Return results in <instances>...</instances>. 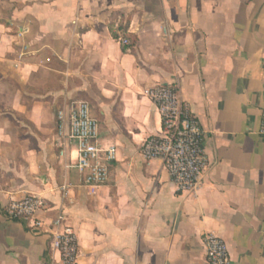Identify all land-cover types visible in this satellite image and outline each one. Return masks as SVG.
Returning <instances> with one entry per match:
<instances>
[{"label": "crops", "instance_id": "crops-1", "mask_svg": "<svg viewBox=\"0 0 264 264\" xmlns=\"http://www.w3.org/2000/svg\"><path fill=\"white\" fill-rule=\"evenodd\" d=\"M114 14L135 55L114 39ZM157 85L204 132L195 193L178 194L162 161L140 154L162 133L144 95ZM77 101L116 146L97 189L61 155L57 114ZM263 114L264 0H0V264L51 261L48 231L5 215L30 195L74 229L75 264H207L206 234L233 264H264Z\"/></svg>", "mask_w": 264, "mask_h": 264}, {"label": "built area", "instance_id": "built-area-1", "mask_svg": "<svg viewBox=\"0 0 264 264\" xmlns=\"http://www.w3.org/2000/svg\"><path fill=\"white\" fill-rule=\"evenodd\" d=\"M118 42L122 46L128 45L125 39ZM144 95L160 115L162 133L148 138L142 144L140 154L146 160L162 161L178 194L195 193L207 168L202 151L204 132L198 120L172 86L157 85L146 90ZM57 120L58 135L65 140L61 155L65 156L69 149L71 167L82 177L86 187L97 189L106 185L110 165L116 161V146L99 141L98 122L92 117L89 104L74 102L65 112H58ZM64 128L67 133L63 135ZM259 134L264 141V114ZM50 212L44 199L32 195L12 201L5 208L9 220L23 221L32 231H48L49 264H75L78 256L76 233L61 212L46 220ZM203 242L207 264H233L227 245L220 237L206 234Z\"/></svg>", "mask_w": 264, "mask_h": 264}, {"label": "trees", "instance_id": "trees-1", "mask_svg": "<svg viewBox=\"0 0 264 264\" xmlns=\"http://www.w3.org/2000/svg\"><path fill=\"white\" fill-rule=\"evenodd\" d=\"M112 17H113L112 22L109 25V27H110L111 31L116 29V32L112 33L114 39H116V40H120V39L127 40L128 45L122 46V50L124 52L135 55L136 54L137 39H136V37L130 36L127 34L128 22H129L128 19H125L120 14H114V15H112Z\"/></svg>", "mask_w": 264, "mask_h": 264}]
</instances>
